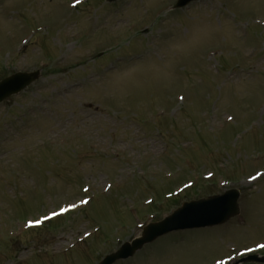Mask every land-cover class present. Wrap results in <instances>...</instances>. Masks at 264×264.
<instances>
[{
	"label": "rangeland",
	"instance_id": "obj_1",
	"mask_svg": "<svg viewBox=\"0 0 264 264\" xmlns=\"http://www.w3.org/2000/svg\"><path fill=\"white\" fill-rule=\"evenodd\" d=\"M172 4L0 0V80L41 71L0 104V264H97L138 237V223L231 188L237 217L115 264H225L230 248L264 242V176L241 182L264 173V0ZM208 171L212 185L199 180L163 206ZM82 186L93 195L83 210L22 230L78 201ZM152 197L157 208L144 204Z\"/></svg>",
	"mask_w": 264,
	"mask_h": 264
},
{
	"label": "water",
	"instance_id": "obj_2",
	"mask_svg": "<svg viewBox=\"0 0 264 264\" xmlns=\"http://www.w3.org/2000/svg\"><path fill=\"white\" fill-rule=\"evenodd\" d=\"M36 78V74H17L2 81L0 83V101L21 91ZM237 199L238 193L232 191L222 197L186 204L174 213L170 219L146 228L140 239L131 245H124L120 252L107 258L103 264H111L118 259L132 256L143 245L171 231L221 225L238 214ZM240 262L264 264V257H248Z\"/></svg>",
	"mask_w": 264,
	"mask_h": 264
},
{
	"label": "snow or ice",
	"instance_id": "obj_3",
	"mask_svg": "<svg viewBox=\"0 0 264 264\" xmlns=\"http://www.w3.org/2000/svg\"><path fill=\"white\" fill-rule=\"evenodd\" d=\"M85 191H87V189H85ZM83 203H87V201H83ZM62 211H66V209L62 210ZM53 215H57V213H53ZM261 248H264V245H261ZM221 264H223L222 261H221Z\"/></svg>",
	"mask_w": 264,
	"mask_h": 264
},
{
	"label": "bare ground",
	"instance_id": "obj_4",
	"mask_svg": "<svg viewBox=\"0 0 264 264\" xmlns=\"http://www.w3.org/2000/svg\"><path fill=\"white\" fill-rule=\"evenodd\" d=\"M231 264V263H230Z\"/></svg>",
	"mask_w": 264,
	"mask_h": 264
}]
</instances>
